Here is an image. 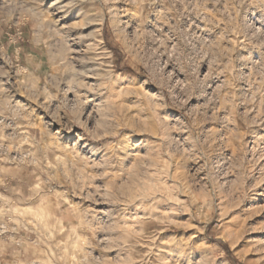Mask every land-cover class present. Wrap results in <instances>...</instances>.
Here are the masks:
<instances>
[{
  "label": "rangeland",
  "instance_id": "obj_1",
  "mask_svg": "<svg viewBox=\"0 0 264 264\" xmlns=\"http://www.w3.org/2000/svg\"><path fill=\"white\" fill-rule=\"evenodd\" d=\"M263 176L264 0H0V264H264Z\"/></svg>",
  "mask_w": 264,
  "mask_h": 264
},
{
  "label": "bare ground",
  "instance_id": "obj_2",
  "mask_svg": "<svg viewBox=\"0 0 264 264\" xmlns=\"http://www.w3.org/2000/svg\"><path fill=\"white\" fill-rule=\"evenodd\" d=\"M61 1V0H60ZM57 2H59V1H57ZM60 4V3H59ZM65 6L66 5H62V6H59L58 8H56V9H62V8H65ZM254 11V10H253ZM253 11H252V13H253ZM255 12V11H254ZM252 13H250V14H252ZM257 13V12H256ZM254 14V13H253ZM252 16V15H251ZM251 16H250V18H251ZM260 18V17H259ZM252 20V19H251ZM255 20V19H254ZM260 21V20H259ZM95 68V67H94ZM98 106V105H97ZM96 108V107H95ZM99 109V108H98ZM101 116V115H100ZM263 178H264V176H263ZM255 192V191H254ZM9 227V226H8ZM236 229H237V226L236 225H233V231H236ZM6 230V229H5ZM262 234H264V231L262 232ZM2 257V256H1Z\"/></svg>",
  "mask_w": 264,
  "mask_h": 264
}]
</instances>
